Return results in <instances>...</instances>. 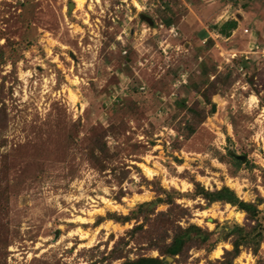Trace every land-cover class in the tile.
<instances>
[{"label":"rangeland","instance_id":"1","mask_svg":"<svg viewBox=\"0 0 264 264\" xmlns=\"http://www.w3.org/2000/svg\"><path fill=\"white\" fill-rule=\"evenodd\" d=\"M83 1L0 0V264H120L116 244L157 256L142 237L156 222L132 235L134 220L106 216L166 193L171 219L216 232L172 264H220L230 242L209 243L246 214L208 205L194 183L264 213V57L239 55L264 44V0ZM182 102L202 111L190 135ZM233 264H264V238Z\"/></svg>","mask_w":264,"mask_h":264},{"label":"trees","instance_id":"2","mask_svg":"<svg viewBox=\"0 0 264 264\" xmlns=\"http://www.w3.org/2000/svg\"><path fill=\"white\" fill-rule=\"evenodd\" d=\"M150 20L151 19H149V22ZM150 23L153 25V21ZM166 23H169V21ZM236 28L237 21L228 20L218 27V31L220 34L228 37ZM2 57H4V52H0V58L2 59ZM240 59V63L243 64V66H246L244 59ZM214 82L217 83L218 79ZM214 82H212L210 87L211 89H209V92L211 93L217 89L215 88ZM118 97L121 98L119 95H117L116 99L112 103L113 105L114 102L117 101ZM202 97L204 101L207 103L209 102V94L207 93V90L202 92ZM181 105L185 106V103L182 102ZM198 107L199 102H196L191 106H185L189 115H191V120H188L186 123L188 135L195 132V125L199 123V120H201L200 115L202 114V111L198 109ZM195 121H198V123H195ZM95 143V147L97 145L99 148H101L100 151L103 152L105 155L103 156L106 157V145L98 138ZM89 158H93L96 163L102 164L101 159L95 155L93 149L89 153ZM232 159L235 164L241 163V161L235 156L232 157ZM194 185L195 189L193 195L195 197L202 198L208 205L216 202L229 204L232 207H235L237 210L244 212L248 221V224L244 226L238 225L237 223L231 225L227 223L222 225L221 233H217V238L209 243L207 250L211 251L214 249L216 243L219 241L230 242L231 249L224 250L220 264H233L234 260L240 255L243 248L251 249L256 254L257 248L264 238V213L258 208L259 203L244 201L237 195L234 189L227 185H223L219 189L214 190L205 189L198 182H195ZM5 192V190H0V202L6 200L7 197H4ZM161 204H167L169 205V208L167 211L156 213V207ZM173 204L174 198L172 194L166 193L164 198L158 196L151 201L139 203L128 215H118L117 213L111 212L107 213V218L113 219L117 222L126 223L134 220L137 224H135L128 231L129 234L132 235H137L136 233L147 231L148 228H145L146 223L150 221L151 224L152 221L156 222L154 225L149 227L151 234L149 236L142 237L145 238L144 240H146V246L149 250L157 251V256L139 255L136 258L131 259L128 255H123L122 252L118 251V246L116 244L111 249L109 254L110 257L112 259L124 258L120 264L179 263V259L183 257L190 248L203 246L205 243L209 242L211 236L216 232L208 231L207 229L196 224H189L186 227H182L179 223H177L178 220L175 221L169 216L172 211V207H170V205ZM183 215L184 213H181V217ZM99 220H103V217H100ZM125 245H128V242H125ZM168 257H170L172 260L169 261L167 259Z\"/></svg>","mask_w":264,"mask_h":264},{"label":"built area","instance_id":"3","mask_svg":"<svg viewBox=\"0 0 264 264\" xmlns=\"http://www.w3.org/2000/svg\"><path fill=\"white\" fill-rule=\"evenodd\" d=\"M251 50L249 52H244V53H240L239 55L243 58H245L246 60H249L250 56H248L249 54H259L260 56L264 57V44H261V43H255V44H252ZM238 55H236L235 52H232L229 54V56L226 58L227 60L226 61H229L231 62L232 59L236 58ZM259 56V57H260ZM243 70V66L240 68V71Z\"/></svg>","mask_w":264,"mask_h":264},{"label":"bare ground","instance_id":"4","mask_svg":"<svg viewBox=\"0 0 264 264\" xmlns=\"http://www.w3.org/2000/svg\"><path fill=\"white\" fill-rule=\"evenodd\" d=\"M75 1L78 3V5H81L84 2L83 0H75ZM145 173L150 176L151 175L150 169L145 168ZM219 254H220V250H216V255Z\"/></svg>","mask_w":264,"mask_h":264},{"label":"water","instance_id":"5","mask_svg":"<svg viewBox=\"0 0 264 264\" xmlns=\"http://www.w3.org/2000/svg\"><path fill=\"white\" fill-rule=\"evenodd\" d=\"M71 6H73V4H70V7H71ZM236 158L240 159V157H238V156H237ZM167 259H168L169 261L172 260L170 257H168Z\"/></svg>","mask_w":264,"mask_h":264}]
</instances>
